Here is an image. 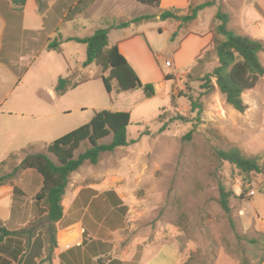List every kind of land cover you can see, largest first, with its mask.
Returning a JSON list of instances; mask_svg holds the SVG:
<instances>
[{"label": "rangeland", "instance_id": "rangeland-1", "mask_svg": "<svg viewBox=\"0 0 264 264\" xmlns=\"http://www.w3.org/2000/svg\"><path fill=\"white\" fill-rule=\"evenodd\" d=\"M84 1L74 17L77 36L89 37L105 28L109 29L110 45L124 38L122 29L112 28L125 21L107 16L111 0ZM204 3L213 5L184 24L157 20L161 11L156 7L126 3L130 16L153 18L136 27L141 39L136 51L142 62V79L153 78L156 72L162 76L175 73L168 74L165 87L152 98L143 89L121 92L116 80L110 82L109 93L102 78L110 71L95 63L83 66L85 45L72 43L64 48L69 73L63 58L50 52L43 53L36 73L29 77L26 68L15 77L0 69V164L7 162L0 168V176L10 173L27 155L46 153L50 144L89 123L96 112H129L128 139L132 143L102 154L97 165L86 162L70 176L68 194L73 185L97 174L120 178L124 200L122 205L112 206L111 216L113 225H129V238H141L155 247L173 243L188 258L195 256L193 264H263L264 173L244 178L233 165L221 161L217 152L238 148L246 156L264 158V78L244 93L248 109L241 114L226 103L217 87L211 91L203 88L206 77L219 65L213 42L191 69L168 68L166 62H174L185 35H213L220 24L218 12H231L228 27L237 35L264 44V11L257 0H193L178 14L190 15ZM175 23L181 24L177 32L172 31ZM15 55L19 61L24 53L18 50ZM260 60L264 65V51ZM18 63L27 67V62ZM59 75L70 79L66 96L52 100L50 88ZM143 85L155 89L154 83ZM40 96L46 108L40 109ZM192 102L202 105V110L193 111ZM177 116L186 120L171 121ZM163 124L166 129L161 131ZM110 141L111 137L102 143ZM89 148L85 142L77 154ZM34 173L20 171L14 179L28 199L34 196L37 183L32 175L41 179ZM219 183L237 195L231 201L230 217L218 201ZM85 200L79 205L87 206Z\"/></svg>", "mask_w": 264, "mask_h": 264}, {"label": "trees", "instance_id": "trees-1", "mask_svg": "<svg viewBox=\"0 0 264 264\" xmlns=\"http://www.w3.org/2000/svg\"><path fill=\"white\" fill-rule=\"evenodd\" d=\"M16 10H22L28 0H8ZM80 1L72 7L67 15L71 21L80 12ZM143 4L159 8L160 0L143 1ZM212 3H204L192 9L190 15L180 16V10L161 11V21H177L181 24L195 20L198 13L212 6ZM220 24L213 33V46L217 54L219 65L211 75L204 80V89L211 91L218 88L225 97L226 103L235 111L243 114L248 105L243 100L245 92L253 90L259 81L264 78V65L260 60V53L264 51L261 41L246 36L237 35L228 25L230 15L222 12L216 14ZM151 16H139L130 21L121 22L113 26L117 29H125L131 25H139L149 22ZM181 25L179 26V28ZM109 29L99 28L92 36L85 38H71L79 44L86 45V60L84 67L91 64L101 65L103 70L110 71L108 77H103L106 89L111 93L110 82L116 80L121 92L143 89L147 98H152L156 91L150 85H143L136 72L131 68L127 59L120 53L118 45L110 46ZM223 37L220 40L218 37ZM61 41H53L48 45L49 51L61 52ZM215 79L216 85H212L211 79ZM70 79L60 78L56 92L63 95L67 91ZM192 110H202V105L192 102ZM185 121L183 117L177 116L171 121ZM131 125V113L122 111L102 110L96 112L91 121L69 133L58 138L47 147L46 153L29 154L10 173L0 176V186L10 183L14 186V207L18 204L19 197L23 191L15 186L14 179L20 171H32L38 174L42 180V188L36 195V203L40 206L38 217L27 227L19 231H10L0 226V263L1 264H42L44 261L37 260L43 255L44 237L48 235L51 243L56 244L57 226L64 216L63 199L69 184L70 176L79 171L86 163L97 165L104 153H113L118 148L128 147L132 142L128 139V128ZM166 129L163 124L161 131ZM111 137L109 143H102ZM85 142L90 148L83 153L77 154L81 145ZM218 158L233 165L244 178L252 174L264 173V158L257 156H246L240 149L233 148L228 151L219 150ZM3 162L0 166H6ZM98 195L94 190H83L79 198L87 197V205L92 197ZM103 197H114L116 206L123 202L114 191L104 193ZM237 198L236 193L219 183V204L223 211L230 217L231 201ZM80 201V200H79ZM18 206V205H17ZM125 209V208H124ZM126 210V209H125ZM231 224L233 221L231 220ZM245 238V237H243ZM50 259V256L49 258ZM195 256L190 255L184 264H193ZM262 263L264 260L261 261ZM216 263V262H215Z\"/></svg>", "mask_w": 264, "mask_h": 264}, {"label": "crops", "instance_id": "crops-1", "mask_svg": "<svg viewBox=\"0 0 264 264\" xmlns=\"http://www.w3.org/2000/svg\"><path fill=\"white\" fill-rule=\"evenodd\" d=\"M80 1L84 0H28L22 10H16L8 0H0V69L14 77L27 69L29 77L34 71L36 73L43 53L50 52L57 53L63 58L69 73L70 67L64 48L72 43L84 44L69 41L71 38L82 37L75 34L78 31L76 19L69 21L67 15L69 10ZM111 1L106 12L107 16L126 22L135 18L133 15L130 16L126 9L128 1L133 6H145L143 1L150 0ZM192 1L160 0L158 9L160 11L175 9L184 13ZM113 2L117 3V7H113ZM257 3L264 11V0H257ZM160 13L156 14L157 20H160ZM229 14L231 15V12ZM180 25L175 23L172 31L177 32ZM137 26L131 25L122 29L124 38L116 40L115 44L110 46L118 45L120 53L127 59L141 81L145 84L154 83L157 92L165 87L168 74L175 73L170 72L162 76L156 72L153 78L142 79V62L138 59L136 51L138 41H141L137 37L140 35L136 30ZM112 29L116 30V28ZM56 38L62 42L60 49L63 54L48 50L49 43ZM212 40L213 35L210 33L185 35L174 54L173 66L179 70L193 68L203 52L211 46ZM18 50L24 53L19 61L15 55ZM155 58L160 63L158 55H155ZM18 62L22 64L27 62V67L21 64L17 66ZM146 65L149 66L150 63ZM63 76L59 75L56 84L50 88L52 100L66 96V93L60 95L56 92L58 81ZM41 100L40 96V109L46 108ZM23 172H28L30 175L34 173L30 170ZM32 176L37 180L32 199H28L26 192L16 181L13 183L23 191V196L19 197L16 207H14V186L10 183L0 186V226L10 231H19L38 217L40 206L36 203V195L42 188V180L37 175ZM119 179L97 174L91 180H81L79 184L73 185V191L69 194L67 188L63 199L64 216L56 224V244L53 245L50 237L46 235L43 239V255L37 260L38 262L44 261L42 264H184L188 260V257L173 243L155 247L151 243H145L141 238H129L127 236L129 225H113L115 218L111 216V209L116 204V199L102 195L114 191L120 200H124L125 193L119 185ZM85 182L87 183L83 185L82 183ZM88 189L98 192V195L92 197L87 206L84 204L80 206V201L87 199V197L79 198L80 193Z\"/></svg>", "mask_w": 264, "mask_h": 264}, {"label": "built area", "instance_id": "built-area-1", "mask_svg": "<svg viewBox=\"0 0 264 264\" xmlns=\"http://www.w3.org/2000/svg\"><path fill=\"white\" fill-rule=\"evenodd\" d=\"M172 66H173L172 62L169 61L166 62V67L171 68Z\"/></svg>", "mask_w": 264, "mask_h": 264}]
</instances>
